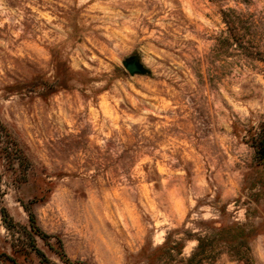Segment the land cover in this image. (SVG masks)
Returning <instances> with one entry per match:
<instances>
[{
	"label": "rangeland",
	"instance_id": "obj_1",
	"mask_svg": "<svg viewBox=\"0 0 264 264\" xmlns=\"http://www.w3.org/2000/svg\"><path fill=\"white\" fill-rule=\"evenodd\" d=\"M0 121L31 164L21 183L0 167V264H66L58 242L69 264H184L196 243L175 242L211 221L255 227L264 264L246 144L264 123V0H0Z\"/></svg>",
	"mask_w": 264,
	"mask_h": 264
},
{
	"label": "trees",
	"instance_id": "obj_2",
	"mask_svg": "<svg viewBox=\"0 0 264 264\" xmlns=\"http://www.w3.org/2000/svg\"><path fill=\"white\" fill-rule=\"evenodd\" d=\"M222 19L228 27V38L224 39L225 44H228V40L240 44V37L236 33L235 24L227 19V13L221 10ZM249 141L246 144L253 150L255 158L259 163H264V123H261L256 130L250 133L248 137ZM0 167L5 170L9 176L14 177L15 183H21L22 181H16L17 179L25 181L27 174L30 170L31 164L26 158L23 149L18 142L12 137L9 130L0 121ZM1 195V194H0ZM28 216V227L24 228L22 235L27 242L28 249L35 253L37 256L43 258V254L36 247V239L46 242V235H44L37 226L33 213L26 209ZM2 220L5 223L8 216L5 211L0 212ZM216 223L211 221L210 226L202 225L201 231L198 233H192L187 231L184 233V238L178 242H175V248L172 249L177 256H181L184 243L186 241H193L196 243L195 248L191 252L190 256L181 259L184 264H213L218 259V251L223 250L227 254L229 259L241 261L244 264H249V245L253 238L257 235L255 227H251L247 224H240L236 222L228 223V225H222L216 227ZM6 228L11 230V227L6 224ZM204 233V235H202ZM59 244V252L57 253L64 263L69 264V260L66 259L61 244ZM167 248V244L164 242V247Z\"/></svg>",
	"mask_w": 264,
	"mask_h": 264
},
{
	"label": "water",
	"instance_id": "obj_3",
	"mask_svg": "<svg viewBox=\"0 0 264 264\" xmlns=\"http://www.w3.org/2000/svg\"><path fill=\"white\" fill-rule=\"evenodd\" d=\"M124 66L130 75L143 74L146 72L136 59H127L124 62Z\"/></svg>",
	"mask_w": 264,
	"mask_h": 264
}]
</instances>
